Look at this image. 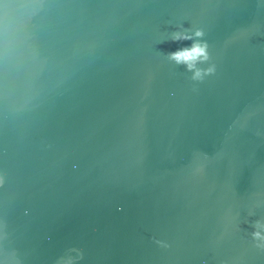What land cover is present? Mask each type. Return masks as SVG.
Segmentation results:
<instances>
[{
	"label": "water",
	"instance_id": "1",
	"mask_svg": "<svg viewBox=\"0 0 264 264\" xmlns=\"http://www.w3.org/2000/svg\"><path fill=\"white\" fill-rule=\"evenodd\" d=\"M0 264H264V0H0Z\"/></svg>",
	"mask_w": 264,
	"mask_h": 264
},
{
	"label": "clouds",
	"instance_id": "2",
	"mask_svg": "<svg viewBox=\"0 0 264 264\" xmlns=\"http://www.w3.org/2000/svg\"><path fill=\"white\" fill-rule=\"evenodd\" d=\"M255 235L259 236V235H260V233H259V232H257V233H255Z\"/></svg>",
	"mask_w": 264,
	"mask_h": 264
}]
</instances>
